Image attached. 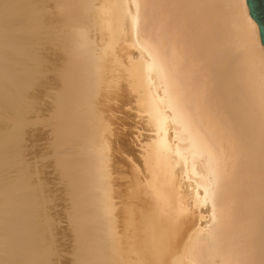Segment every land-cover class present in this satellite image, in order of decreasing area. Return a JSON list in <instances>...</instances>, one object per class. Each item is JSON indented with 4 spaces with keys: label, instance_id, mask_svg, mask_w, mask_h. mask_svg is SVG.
I'll list each match as a JSON object with an SVG mask.
<instances>
[{
    "label": "bare ground",
    "instance_id": "6f19581e",
    "mask_svg": "<svg viewBox=\"0 0 264 264\" xmlns=\"http://www.w3.org/2000/svg\"><path fill=\"white\" fill-rule=\"evenodd\" d=\"M41 43L54 140L77 156L57 161L78 264H264V50L246 0H0V188ZM11 218L0 264H33Z\"/></svg>",
    "mask_w": 264,
    "mask_h": 264
},
{
    "label": "rangeland",
    "instance_id": "374dc122",
    "mask_svg": "<svg viewBox=\"0 0 264 264\" xmlns=\"http://www.w3.org/2000/svg\"><path fill=\"white\" fill-rule=\"evenodd\" d=\"M37 47L39 57L31 66L32 73L23 74L26 79L18 91L16 127L10 137L17 175L10 185L0 188L1 217L11 210V220H21L19 243L24 247L23 257H34L33 264H78L81 249L72 223L73 187L57 161L67 153L72 155L69 159L77 156L75 146H68V136L54 140L57 124L49 114V87L55 72L47 57L50 46L41 43ZM3 226L0 220V252L2 240L8 242Z\"/></svg>",
    "mask_w": 264,
    "mask_h": 264
},
{
    "label": "water",
    "instance_id": "95a60500",
    "mask_svg": "<svg viewBox=\"0 0 264 264\" xmlns=\"http://www.w3.org/2000/svg\"><path fill=\"white\" fill-rule=\"evenodd\" d=\"M249 17L257 24L261 46L264 50V0H246Z\"/></svg>",
    "mask_w": 264,
    "mask_h": 264
}]
</instances>
